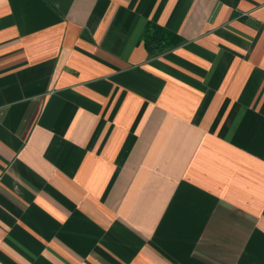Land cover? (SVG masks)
I'll return each mask as SVG.
<instances>
[{"label": "crops", "instance_id": "0c3cea01", "mask_svg": "<svg viewBox=\"0 0 264 264\" xmlns=\"http://www.w3.org/2000/svg\"><path fill=\"white\" fill-rule=\"evenodd\" d=\"M0 264H264V0H0Z\"/></svg>", "mask_w": 264, "mask_h": 264}, {"label": "trees", "instance_id": "16d2710c", "mask_svg": "<svg viewBox=\"0 0 264 264\" xmlns=\"http://www.w3.org/2000/svg\"><path fill=\"white\" fill-rule=\"evenodd\" d=\"M143 38L144 46L149 54L178 45L180 42L178 35L154 23L148 24Z\"/></svg>", "mask_w": 264, "mask_h": 264}]
</instances>
